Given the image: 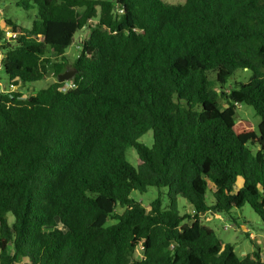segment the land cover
<instances>
[{"label":"trees","instance_id":"1","mask_svg":"<svg viewBox=\"0 0 264 264\" xmlns=\"http://www.w3.org/2000/svg\"><path fill=\"white\" fill-rule=\"evenodd\" d=\"M16 5L39 14L31 29L0 26L10 85L57 81L0 94V264H264L259 247L240 258L202 220L249 205L264 224V0ZM239 70L253 74L229 91ZM242 105L258 132L237 120ZM150 188L167 192L146 207L133 194Z\"/></svg>","mask_w":264,"mask_h":264},{"label":"rangeland","instance_id":"2","mask_svg":"<svg viewBox=\"0 0 264 264\" xmlns=\"http://www.w3.org/2000/svg\"><path fill=\"white\" fill-rule=\"evenodd\" d=\"M115 1V0H110ZM168 4L180 5L184 4L186 0H164ZM39 10L35 5L29 10H24L16 5V0H0V26L4 27L6 30L5 20H12L15 24L20 25L26 29H31L33 22L38 17ZM91 24H94L92 21ZM88 29H84L76 34V39L73 45L67 50V57L70 60V65L73 64L74 60L78 57L80 52V44L84 40ZM11 34H7L10 37ZM252 72L249 70H239L236 72L234 77L227 84V88L230 91L237 84L249 82ZM1 82L3 87H9L10 81L6 77L4 70L2 68L0 72ZM210 79L215 80V74H209ZM57 81L56 76L53 71L50 72L49 76L43 81L25 86H18L15 91L22 92L26 98L35 95L38 91L47 88L50 84ZM222 108H225L226 101L224 99L220 100ZM237 120H247L251 122V127L255 128L258 132L259 125L261 123V118L256 114L255 110L251 106L242 105L238 107L237 110ZM142 142H145L148 146L153 144V132L150 131L142 138ZM254 150H257L255 148ZM128 160L137 166L139 164L138 155L135 150H130L128 152ZM167 192L165 188L157 189L150 188L146 194H139L135 192L133 196L148 207L152 200H154L159 192ZM167 201V197L165 196ZM209 203L212 202L211 196L208 199ZM179 208L181 213L190 212L191 208L188 203L180 199ZM13 221V216H9ZM203 223L212 227L216 230L217 235L220 237L224 244H233L236 247V252L240 258H245L247 255L251 254L259 247L264 253V224L257 214L251 209L249 205L244 206L242 209H234L230 214H219L215 212H209L202 215ZM111 223V222H110ZM61 227V226H60ZM226 227L228 229H226ZM139 257L143 256L141 250L137 253ZM20 264H31L29 261L24 260Z\"/></svg>","mask_w":264,"mask_h":264},{"label":"built area","instance_id":"3","mask_svg":"<svg viewBox=\"0 0 264 264\" xmlns=\"http://www.w3.org/2000/svg\"><path fill=\"white\" fill-rule=\"evenodd\" d=\"M8 34H10V33H8ZM2 59H3V56L0 55V72L2 70ZM74 86H75V84L72 81H68V82L64 83L62 90L66 92L69 89L74 88ZM15 88H16V86H13V85H9V87H3V84H2L1 78H0V94L13 93L15 91ZM226 229H228V228L226 227Z\"/></svg>","mask_w":264,"mask_h":264},{"label":"water","instance_id":"4","mask_svg":"<svg viewBox=\"0 0 264 264\" xmlns=\"http://www.w3.org/2000/svg\"><path fill=\"white\" fill-rule=\"evenodd\" d=\"M76 73H77L76 70L68 69L64 73H62L58 76V82L59 83H65L68 81H74Z\"/></svg>","mask_w":264,"mask_h":264}]
</instances>
